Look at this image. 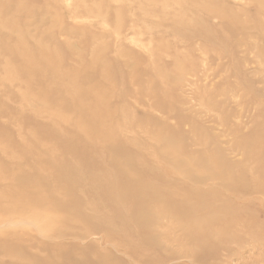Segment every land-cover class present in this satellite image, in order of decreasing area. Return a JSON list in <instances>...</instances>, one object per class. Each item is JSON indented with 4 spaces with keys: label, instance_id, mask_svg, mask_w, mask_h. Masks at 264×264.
I'll use <instances>...</instances> for the list:
<instances>
[{
    "label": "rangeland",
    "instance_id": "rangeland-1",
    "mask_svg": "<svg viewBox=\"0 0 264 264\" xmlns=\"http://www.w3.org/2000/svg\"><path fill=\"white\" fill-rule=\"evenodd\" d=\"M0 175L32 264H264V0H0Z\"/></svg>",
    "mask_w": 264,
    "mask_h": 264
},
{
    "label": "bare ground",
    "instance_id": "bare-ground-1",
    "mask_svg": "<svg viewBox=\"0 0 264 264\" xmlns=\"http://www.w3.org/2000/svg\"><path fill=\"white\" fill-rule=\"evenodd\" d=\"M19 47H20V49H19V51L20 50H22L23 51V49H25V46H24V43H23V41H20V43H19ZM21 51V52H22ZM24 53H26L25 52V50H24ZM26 55V54H25ZM22 56H24L23 54H22ZM27 56V55H26ZM50 58L48 59V61L49 62H51L52 61V59H53V56H49ZM54 62H56L55 60H53L52 62H51V66H54L53 64H54ZM29 63H31V62H29ZM33 64V63H32ZM30 66V65H29ZM32 66H34V65H32ZM35 67V66H34ZM33 69V68H32ZM62 69V68H61ZM62 71V70H61ZM64 71V70H63ZM62 71V74L64 73ZM58 71H56V73H57ZM77 72H79L78 70H77ZM76 71H74V70H72V71H70V70H68V71H66L65 73H66V75H65V73L63 74V76L65 75V77H66V82H64V83H66L67 85H66V87L68 86V90H69V86H72V89H73V91H72V93L73 94H71V96L73 97V99H76V98H78L79 96H78V94H80L81 92L82 93H84L82 90H81V88H80V82H82V80H83V75H85V73H88V71L87 70H84V72L85 73H80L79 72V74H76L77 73ZM82 72V71H81ZM56 73H55V75H56ZM61 74V73H60ZM62 74H61V76H62ZM60 76V77H61ZM62 76V77H63ZM57 77H59V74H57ZM15 78V77H14ZM16 79V78H15ZM60 79V78H59ZM62 79H64V78H62ZM58 80V79H57ZM60 82H62V81H60ZM80 88V89H79ZM65 89V88H64ZM81 91V92H80ZM68 92V91H67ZM90 93V92H89ZM85 95V94H84ZM86 97H88V96H86ZM76 102H78V101H76ZM75 102V103H76ZM103 102H101L100 101V99L98 98V101L96 102V103H94L93 105L91 104V107L93 106V108H95L94 109V111L92 110V108L90 107V108H88V109H91V111H86L85 109H83V110H85V111H82V110H80V109H78V108H76L75 110L77 111V113H79V118H81L82 117V119H83V122H87V124H88V120H89V122H90V126L89 127H87V129L88 130H91L92 129V127H95V129L96 128H98V129H101L102 130V132H99V134H100V136H103L102 138L106 141V142H111V140L112 141H114L116 138H115V136L113 135L114 133L112 132V130L108 127V125H107V121H106V119H108L109 117L107 116L108 114H109V112H108V114L106 115L105 113V115L108 117H106V119L104 120H99L98 122L97 121H95V117L96 116H98V115H102L101 114V110H99L100 111V113H98V109H97V112H96V107L95 106H100L101 104H102ZM77 106V105H76ZM102 107H104L103 105H101V108ZM84 108H86V107H84ZM87 109V108H86ZM105 108H103V110H104ZM105 111H106V109H105ZM104 111V112H105ZM103 112V111H102ZM85 119H86V121H85ZM90 133V137L92 138V139H96L97 137L93 134L94 132L93 131H91V132H89ZM100 138V137H99ZM92 143V142H91ZM93 144V143H92ZM94 145V144H93ZM78 159V158H77ZM69 162V161H68ZM76 163V162H75ZM80 163V162H79ZM81 164V163H80ZM5 165V164H4ZM8 165V164H7ZM71 164H67V165H64L63 167H62V169H61V167H60V169L58 170V171H56V175H58V178H62V180L63 179H65V178H63L64 176H66V174L64 175V173H65V170H64V168H70L71 166H70ZM79 166V165H78ZM4 167H6V166H4ZM9 167V166H8ZM7 167V168H8ZM114 167L115 168H117L121 173H123V169L121 168V166L119 165V164H115L114 165ZM12 168V167H11ZM54 168V167H53ZM6 172V171H5ZM4 173V172H3ZM31 174V173H30ZM1 176V175H0ZM76 176H78V175H76ZM68 177V176H67ZM65 181H66V185H67V187H66V194L68 195V196H71L72 198H75V200H72V202H76L77 203V201H76V197H75V195H74V192L75 191H73L74 190V187H75V185H76V181H72V183H69L68 182V180H66L65 179ZM1 182V181H0ZM63 182V181H62ZM76 182V183H75ZM93 183H94V181H92ZM102 182V181H101ZM103 184V183H102ZM64 185V184H63ZM93 185V184H92ZM100 185V184H99ZM110 185H111V183H110ZM97 186H98V183H97ZM65 187V186H64ZM93 188V187H92ZM95 189V188H94ZM6 190V189H5ZM100 190H101V188H100ZM7 191V190H6ZM73 192V193H72ZM94 192V191H93ZM6 193H11V192H5V194ZM117 193H118V190H117ZM4 194V193H3ZM108 194V193H107ZM110 194V193H109ZM21 195H23V196H25L24 194H21ZM97 195V194H96ZM109 196H111V194L109 195ZM112 197V196H111ZM118 197H119V195H118ZM8 198V197H7ZM7 198H4V196L3 195H1L0 194V209H2L3 210V208H5V210L6 211H8L7 213H11L10 215V217H13L14 215H17L16 214V210H15V208L16 209H18V207H19V205L21 204V202L22 203H24L26 206H28V204H29V206L30 207H33L34 205L35 206H38V205H40L41 204V201H31V202H28V201H26L23 197H18V196H16L15 195V193H13V194H11V197L10 198H8V200H10L11 201V199L13 200V202L14 201H19V202H16V203H14V204H12V202H8V200H7ZM114 198V197H113ZM125 198H127V196H125L124 194H122V195H120V199L119 200H121V199H125ZM132 198H134V197H130L129 198V201H132ZM4 199H6L5 201H7V203H5V204H2V202H3V200ZM66 200L68 199V198H65ZM24 200V201H23ZM78 200V199H77ZM117 200H118V198H117ZM127 200V199H126ZM67 201H71V198H70V200H67ZM66 201V202H67ZM110 201V200H109ZM116 201V199H114V202ZM142 201V200H141ZM61 202V201H60ZM72 202H70V204H71V206H67V204L66 205H62V204H57V205H55L54 204V206H56V208L58 207L59 209H61V210H64V211H70V212H72L73 213V210L74 211H77L78 210V207L77 206H74L73 205V203ZM20 203V204H19ZM144 205H147L146 203L144 204ZM116 206V205H115ZM142 206V205H141ZM113 207V206H112ZM146 208V207H145ZM148 208V207H147ZM151 209H153V208H151ZM150 208H148L147 209V211L148 212H150V213H152L153 211L151 210ZM4 210V211H5ZM2 213V212H1ZM1 215V214H0ZM183 215L182 214H180V217H182ZM2 220V219H1ZM10 220H11V222H12V220H13V218H10ZM27 221H28V219H27ZM221 234V233H220ZM10 245V244H9ZM12 245V244H11ZM8 247V246H7ZM7 247H4V245L3 246H1L0 245V257L2 258V260L0 261V263L2 264L3 263V260L4 259H8V262H5L4 261V264H32V263H30V261H29V255H20V254H17L16 252H15V247L14 246H11V247H9V250L8 249H6ZM22 256L23 257H25L26 259V262H24L23 263V260L21 259L22 258ZM49 264H59L58 263V261H54V259L49 263Z\"/></svg>",
    "mask_w": 264,
    "mask_h": 264
}]
</instances>
